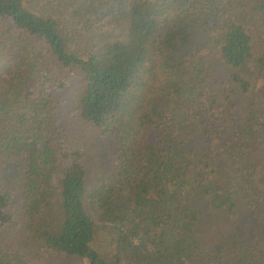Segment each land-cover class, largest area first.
Here are the masks:
<instances>
[{"label":"trees","instance_id":"1","mask_svg":"<svg viewBox=\"0 0 264 264\" xmlns=\"http://www.w3.org/2000/svg\"><path fill=\"white\" fill-rule=\"evenodd\" d=\"M27 4L0 0V264H264V106L241 102L264 74V0ZM42 203L58 222L31 237ZM219 214L249 217L202 220Z\"/></svg>","mask_w":264,"mask_h":264},{"label":"rangeland","instance_id":"2","mask_svg":"<svg viewBox=\"0 0 264 264\" xmlns=\"http://www.w3.org/2000/svg\"><path fill=\"white\" fill-rule=\"evenodd\" d=\"M57 1L58 0H27V5L31 8L34 9L36 11L42 12V11H52L53 9H55L56 5H57ZM203 27L200 24H196L193 28V36L191 38V45H195L196 43H202L203 39L205 37V33H203ZM188 49H185L184 51H186ZM238 68L233 69L234 72H240V70L238 71ZM260 76L259 78H257L256 80H254L250 87L248 88V90H245L244 88L241 89L242 92V106L244 108H248L249 104L248 103H252V102H256L259 103L261 106H264V74H260L258 75ZM240 86V85H238ZM65 90V88H60L58 91L54 92V99L56 100L57 106H58V110L62 117L63 120H66L67 116L69 115L68 113H65L66 111L71 109V105H72V96L71 94H73V92L71 90L68 91H63ZM248 91V92H246ZM76 94H74V98L75 99ZM257 97V98H255ZM175 107L174 105L171 106L170 108V112L172 111V113L174 114L175 111ZM161 123V120H158L157 123ZM82 124V122L78 119H69V121L67 122L68 128L72 127L75 128L76 126H80ZM164 129V127H162ZM155 135H156V129L155 127H153L148 135V137L146 138L145 142L147 145L152 144L153 142H155ZM86 139L88 140V146L90 147H94L98 150H101L105 147H111L112 145L107 141L105 144L103 142V140L98 139L97 136L90 134L88 136H86ZM93 149V148H91ZM110 164V161L107 160L106 161V166H108ZM107 167H103L102 170L97 171L96 169H91L89 176L91 178H88V183H92L94 185H96V187L100 186V183H102V179L107 178V180L109 181L111 174L110 172H107L104 176V172L105 169ZM151 192H153V195L155 196V190H151ZM152 195V194H151ZM149 195L147 197V199L145 200H137L136 198H133L132 200V206H131V211H134V209L137 208H141L144 207L145 204H150L151 203V198ZM57 203L55 200L53 201V204ZM51 204L50 206H46L45 204H41L38 205L36 209L32 210L33 213L32 215H29V218L25 224V229L27 231V233L31 236V237H36V235H41V234H45L48 231H50L51 227L54 224H57L58 222V217H59V212H58V208L56 205ZM134 213V212H133ZM227 213V212H226ZM132 215V212L130 213V216ZM146 215V214H145ZM149 217V216H148ZM249 216L247 214H243L240 217H230L227 215H223V214H219V215H213L212 217H206L202 216V220H204V223H209L210 225H216L219 227H224L225 229H229L231 230L232 228V224H231V220H234V225L235 224H243L245 223L246 218H248ZM107 227V228H106ZM104 228L106 230H104ZM235 228V227H234ZM236 228L237 227L236 225ZM219 229V228H218ZM110 230V231H109ZM115 230L113 229V225L112 223H110L108 226L107 224H102L99 223V229H98V241L99 244L98 247H105V244L102 242L105 239L107 240V246L111 245V241L113 240V238L111 237V235L113 234Z\"/></svg>","mask_w":264,"mask_h":264}]
</instances>
